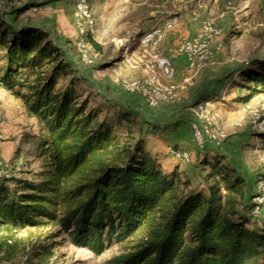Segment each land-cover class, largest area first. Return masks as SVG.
Instances as JSON below:
<instances>
[{
	"label": "trees",
	"instance_id": "obj_1",
	"mask_svg": "<svg viewBox=\"0 0 264 264\" xmlns=\"http://www.w3.org/2000/svg\"><path fill=\"white\" fill-rule=\"evenodd\" d=\"M34 6L0 7V86L46 133L36 182L11 189L12 180H0V230L58 225L96 255L142 232L109 264H264V226L254 221L244 177L220 155L203 157L201 189L177 167L164 172L134 113L119 108L110 118L90 106L62 49L19 20ZM246 66L237 72L243 104L264 94V58Z\"/></svg>",
	"mask_w": 264,
	"mask_h": 264
},
{
	"label": "rangeland",
	"instance_id": "obj_2",
	"mask_svg": "<svg viewBox=\"0 0 264 264\" xmlns=\"http://www.w3.org/2000/svg\"><path fill=\"white\" fill-rule=\"evenodd\" d=\"M77 1L0 0V7L6 3L11 7L36 4L19 20H28L32 25L41 27L57 45L66 44L65 59L76 70L78 91L82 98L88 99L90 106L100 108L110 118L116 117L119 108L134 113L142 132L157 135L166 141L168 148L188 152L185 146H174L171 142L175 138L189 142L192 147L190 151L197 153L195 169L186 176L181 172V177L189 181L192 189H201L202 174L206 170L202 166L203 157L206 155L213 159L217 155L215 152L226 154L227 162L240 175L254 176L253 183L248 182L249 190L255 187L257 179L264 177V142L253 139L252 144L241 147L240 137L234 129L226 128V122L232 128L244 123L241 127L249 126L253 131V114L250 111L261 112L260 106L264 104V94L260 95L262 99L259 103L252 104L251 109H247L243 103L234 104L236 95L242 92L238 83L243 80L238 76V70L247 67V63L264 58V0H87L91 26L88 28L84 24L82 33L75 16ZM170 20L175 23L172 29L165 32L157 48L160 55L170 60L172 54L183 55L186 59L179 47L182 42L194 39L203 24L212 25L219 33L210 44L213 55L209 60L198 62L194 69H190L186 59V67L180 72L174 65L176 76L180 75V79L175 76L172 80L173 84L181 86L178 101L149 107L139 93L128 92L123 87V81L142 82L144 73L130 79L122 72L134 60L143 69L144 56L139 39L153 29H162ZM155 23L158 24L154 26ZM174 29L181 30V33L171 53L164 54L163 42ZM80 43L83 52L78 49ZM82 54L91 63H83ZM225 80L227 82H223ZM214 86L217 94L211 100L215 102V121L223 136L219 144L208 140L200 149L193 136L191 138L192 119L188 107L196 102H191L190 96L198 88L212 89ZM45 137L46 133L39 123L35 133L32 130L22 133V143L18 144L12 157L6 160L2 156L6 168L0 171V180H12L13 184H9L11 189H14L17 181H35L42 170L40 143ZM165 153L170 158L169 149ZM185 162L171 161L164 165V171ZM248 202L253 203L252 200ZM262 210L264 205L257 214H252L260 227L264 226V221L259 218L264 217ZM141 238L142 232L139 231L122 243L107 246L103 253L96 255L88 249L76 247L58 225L49 224L21 231L0 230V264H109L114 257L131 252L141 243Z\"/></svg>",
	"mask_w": 264,
	"mask_h": 264
},
{
	"label": "built area",
	"instance_id": "obj_3",
	"mask_svg": "<svg viewBox=\"0 0 264 264\" xmlns=\"http://www.w3.org/2000/svg\"><path fill=\"white\" fill-rule=\"evenodd\" d=\"M75 16L82 33L85 24L88 28L91 26V18L87 5V0H78L76 4ZM175 21L170 20L162 29L157 28L146 33L139 39L143 51V73L145 78L142 82H125L123 87L131 93H139L149 107H155L160 103L175 104L179 98L181 86L172 83L176 75V68L172 61L157 51L162 42L165 32L172 29ZM219 31L209 24H203L200 33L192 40L181 43L179 50L187 59L190 69H194L198 62L209 60L213 53L210 44L217 37ZM80 52H83V45H78ZM81 60L85 64L91 61L84 55ZM260 95L255 96L249 103L245 104L247 109H251L253 103L261 101ZM215 102L212 100L196 102L188 107L189 115L192 119V136L198 148H204L206 141L219 144L222 138L221 128L215 121ZM260 111H250L253 114L252 128L256 134L264 133V104H261ZM3 122L0 112V127ZM249 122V119H248ZM250 123V122H249ZM244 123L240 124L242 126ZM1 138V132H0ZM169 157L174 162H185L189 160L187 151L169 148ZM6 168L2 155L0 153V171ZM251 204L254 205L252 214H257L262 205H264V177H259L255 182L254 193Z\"/></svg>",
	"mask_w": 264,
	"mask_h": 264
},
{
	"label": "crops",
	"instance_id": "obj_4",
	"mask_svg": "<svg viewBox=\"0 0 264 264\" xmlns=\"http://www.w3.org/2000/svg\"><path fill=\"white\" fill-rule=\"evenodd\" d=\"M159 22V20L157 21ZM155 23L154 26H156ZM181 30L178 29H174L173 32H170L166 35L165 40L163 42V53L164 54H170V50L173 49V47L176 45L177 43V37L178 34L180 35ZM58 46L62 49V51L65 54V49H66V44H62ZM165 47L167 49H165ZM66 56V55H65ZM165 56V55H163ZM171 61L173 62V64L176 66V68L179 70V72L181 71L182 68L186 67V59L183 55H171ZM142 65L137 64V61H133V64H129L127 66H125L124 71L122 72V74L124 76H126L127 78H137L140 77L143 73V69ZM177 70V72H178ZM91 74V73H90ZM176 76V75H175ZM182 77V76H181ZM177 79H180V75L177 74L176 76ZM202 79V78H201ZM200 79V80H201ZM204 81V80H203ZM223 82H227L226 80ZM202 83V81H201ZM215 85V84H214ZM111 86L113 87V85L111 84ZM242 92L238 93L236 95L237 100L234 101V104L239 105L240 102V98L243 97L244 95H246V90L245 89H240ZM216 87L214 86L212 89H209V87L204 88V89H199L197 90V92L195 94H191L190 96V101H194L195 102H199L202 101L204 99H211L213 98L212 96L217 94L216 93ZM9 97V98H8ZM229 97V96H228ZM125 108L127 109L128 106H125ZM238 108V107H236ZM151 109V108H150ZM131 110V108H130ZM0 111L3 113V117H4V121L1 124L0 127V132H1V138H0V153L2 154L3 158H5L6 160L10 159L14 153V150L16 149V147L18 146L19 143H22V133L24 132H29L32 130L33 133H35L36 128L38 127V122L36 121V119L32 116H28V113L26 111L25 106L22 104V102L19 99L14 98L13 96L9 95V92L6 91L5 89H3L0 86ZM224 119H228V118H224ZM226 128H231L234 129L236 131V133L238 134V136L240 137L241 141L239 142V144L241 145V147L243 145H248V144H252L250 142H252L251 140L255 139L257 141H262L264 142L263 139L259 138L256 133L254 131H250L249 126L246 127H241L238 126L237 128H232L230 127V124L228 122H226ZM189 125V123H188ZM245 124H243L242 126H244ZM248 135H252V136H248ZM192 138V135H191ZM145 140L147 143V148L149 149L150 153L153 155V157L156 158L157 162L161 165L162 170L164 171L165 164H169L172 160L170 158H168V156L165 153V150L167 152L168 146L166 145V141L161 140L157 135L154 136L153 134H146L145 135ZM172 145H179V146H185L184 148H186V150H189V154H190V160L185 162V164H179V165H173L168 171H164L166 173H170L175 167L178 168L179 172L183 173V176L186 175H190V173L195 169L194 165L196 164L195 162V155L197 153L194 152V150L190 149L192 148L190 146V143L184 140H178L177 138H175L172 142ZM191 147V148H190ZM190 148V149H189ZM217 155L222 156L225 161L227 160V155L226 154H221V153H217L215 152ZM214 153V154H215ZM211 154V153H209ZM214 154H212L214 156ZM166 155V156H165ZM234 168V167H233ZM236 171L237 169L234 168ZM248 173V172H247ZM244 179L245 182L248 186L249 189V183H253L254 179L251 176L245 177L243 174H241ZM256 180V179H255ZM254 193V186L252 188H250V190L248 191V194L253 195ZM262 214H264V210H262ZM261 220L264 221V217L261 216L259 217Z\"/></svg>",
	"mask_w": 264,
	"mask_h": 264
}]
</instances>
